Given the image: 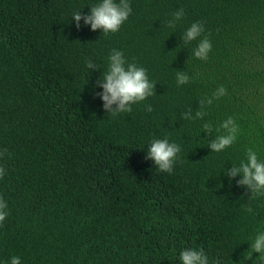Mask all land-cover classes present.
I'll return each mask as SVG.
<instances>
[{"label": "trees", "instance_id": "1", "mask_svg": "<svg viewBox=\"0 0 264 264\" xmlns=\"http://www.w3.org/2000/svg\"><path fill=\"white\" fill-rule=\"evenodd\" d=\"M95 2L0 0V264H179L192 247L210 264H246L264 197L224 172L248 148L264 159V0H131L132 15L108 35L71 18ZM178 9L182 20L167 27ZM193 22L212 42L207 60L181 41ZM112 49L156 84L116 116L94 93ZM177 71L188 84L177 86ZM221 85L227 94L205 105ZM229 116L238 139L211 152ZM165 137L181 147L171 173L146 159Z\"/></svg>", "mask_w": 264, "mask_h": 264}, {"label": "clouds", "instance_id": "2", "mask_svg": "<svg viewBox=\"0 0 264 264\" xmlns=\"http://www.w3.org/2000/svg\"><path fill=\"white\" fill-rule=\"evenodd\" d=\"M88 7L90 11L87 15H82V11H75L71 18L75 21L77 28L83 21V24L90 27L91 31L100 30L102 35L118 32L133 12L131 0H96ZM183 16V9L175 11L166 21L167 27L174 28ZM204 32L202 22H193L181 35V41L185 44L197 42L192 55L199 60H207L212 51V42L207 35H204ZM85 66L88 71L96 69V64L92 60L85 61ZM189 80L190 77L184 71H177L176 84L178 87L188 84ZM154 88L156 84L149 79L146 68L138 66L135 62H129L123 51L112 49L107 56L106 69H103L101 79L94 87V93L102 101L103 109L108 114L116 116L131 112L133 105L145 102L154 94ZM95 89H100V91H95ZM226 94V88L222 85L218 86L210 97L204 98V104L211 105L214 100ZM145 110L151 112L153 109L150 104H145ZM204 115L203 111L195 113L196 118L202 119ZM184 118L193 119L191 111L185 113ZM204 128L210 131L212 125L205 123ZM217 132L220 134L208 143V147L211 152L220 153L237 141L240 128L236 120L229 116L221 122ZM180 152V145L171 142L167 137L153 138L148 144L146 159L151 160L158 171L171 173L178 162ZM224 174L230 181L240 177L236 181L237 185L250 190L254 198L264 197V159L253 148H248L245 158L241 159L238 164H232V168L226 169ZM2 175H4V169L0 168V176ZM7 207L5 200L0 198V223L6 219ZM248 244L249 249L242 255L246 264L257 253L253 264H264V225L255 230ZM178 260L179 264H210L205 250L197 247L181 249ZM9 264H22L21 258L13 256ZM214 264H219V262L216 261Z\"/></svg>", "mask_w": 264, "mask_h": 264}]
</instances>
